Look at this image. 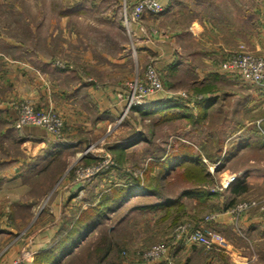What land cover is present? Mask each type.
I'll use <instances>...</instances> for the list:
<instances>
[{"label":"crops","instance_id":"1","mask_svg":"<svg viewBox=\"0 0 264 264\" xmlns=\"http://www.w3.org/2000/svg\"><path fill=\"white\" fill-rule=\"evenodd\" d=\"M51 1L47 4V0L43 2L42 0L39 2L12 0L7 5L2 4L5 3L4 1L0 2V8L2 6L3 11L11 15L7 21L0 23V51L3 52L0 58L1 191L12 182L22 180L31 173L40 176L38 172L46 165L49 155L58 150L85 143L83 137L72 138L77 129L87 131L108 125L113 119H117L124 108V102L126 103L119 97L122 91L121 83L103 80L100 84H95L92 79L87 80L80 75L79 71H72L50 60V55L46 53V50L33 55L28 47L29 39L19 34L16 35L17 32L11 29V26H23L22 30L27 29V31L31 30L39 34V41L47 43L56 39L57 34L62 35L59 48H68L67 41L83 43L85 38L79 36L73 28L81 19L80 8L89 9L88 0L87 2L86 0ZM158 1L163 5L160 12H146L141 19L130 23L133 36L138 42L133 49L135 57L132 60L136 65L139 58L150 57L152 61L155 60L160 70L172 74L181 71L182 68L187 71L186 66L187 68L200 66L192 63V60L193 62L198 60L201 66H204H200L202 69L196 71L203 70L202 72L216 77L220 75L227 80L230 76L232 82L230 91L220 94L217 91L215 94L206 93L203 98L204 105L211 103L209 113L214 115L215 112L214 121L217 123V130L222 133L226 132L217 135L219 139H222L219 153L214 158L219 166L217 167L220 171L219 175L226 178L231 171L237 176L231 184L223 187L222 193L210 190L208 196H203L197 193L194 188L197 186L190 184H184L177 189L175 186L177 176L172 174L173 177L169 176L163 182L164 198L151 195L154 198L150 204L152 206H146L150 210L147 216L151 220L145 223H152L154 231L161 232V234H164L165 225L173 224V220H189L192 224L202 223L208 233L213 230L222 232L228 239V245L225 249L217 246L207 247L200 243H183L170 237L166 256L155 262L145 263L128 255L125 259L121 258L119 262L109 260L106 257L113 251V244L108 254L101 258V262L102 264H255L257 255L261 256L255 249L256 240L264 241V218L252 210L235 222L230 213V207L245 196L247 199L256 196V193H264V85L252 81L247 82L240 77L239 73L221 71L217 69V66L240 42H245L254 52L264 55V0ZM22 2L28 4L26 9L42 10V18L45 16L47 18L43 21L42 19L35 20L32 13L19 14L22 12ZM119 5L121 6V1ZM120 8L122 9V6ZM240 9H245L246 12L245 10L240 12ZM54 10L55 13H50L54 16L48 17L50 16L48 11ZM54 26L58 28L53 29ZM123 47L124 53L120 54L113 65H126L129 62V54L126 52L127 45L123 44ZM86 50L81 47L77 48L78 55L93 58L90 54L91 50L89 48ZM82 51L86 53L81 55ZM33 56L37 64L32 61ZM236 87H241L244 91ZM220 88L222 89V86ZM162 94L160 92L155 95L154 101L148 105L140 106L142 110L152 105L153 111L162 113L170 99L174 101L181 99L175 96L166 98ZM211 94H214V97H210ZM229 95H237L239 99L232 101L227 111L224 112L223 108ZM22 99L32 101L38 108L53 109L61 113L65 118V133L62 139H57L39 125L27 124L17 127L16 121L19 114L12 102ZM184 101L188 107L194 105L187 100ZM201 104L196 105L202 107L203 110L204 106ZM260 109L263 111L261 114L257 112ZM205 111L209 120L213 118L208 114L207 109ZM252 114L256 116L253 117ZM246 115L251 116L250 119H245ZM230 121L233 124L232 127L224 129ZM130 136L116 141L114 150L122 152L124 143ZM259 157L263 159H258ZM223 163L224 165H220ZM234 165L243 166L234 168ZM125 166L120 165V170H122L120 171L122 176L120 184L128 180L125 177L127 173ZM208 173L210 174L209 171ZM111 174L112 171L108 170L101 175L103 178L101 180L111 182L113 178ZM70 183L71 181L68 184ZM117 184L119 183H115ZM71 185L75 187L74 183ZM115 185L110 184L107 188L99 190L100 195L104 196ZM99 186L97 181L91 182L87 185V194L93 192L94 197ZM73 187L70 186L69 190L72 191ZM69 190H62L55 195L49 205L50 208L42 212L41 222L38 221L32 235L11 239L8 251L0 259V264H13L23 254V264H36L31 259L33 255H39L41 251L51 249L60 236L69 231L70 222L72 223L83 211L89 209L81 204L87 203V195L83 198L82 190L79 194L76 193L79 190L74 193ZM83 190L87 191L86 188ZM7 196L10 197L8 194ZM14 200L11 199V201ZM32 201L40 203L42 199ZM99 202L101 198L94 197L89 204L95 206ZM127 204L126 201L120 208H125ZM78 206L84 210L80 211L77 209ZM8 212L6 214L8 217L12 216L11 213H15L14 210ZM205 212L214 214L215 219L206 222L203 217ZM107 216L110 217L111 214ZM46 217L52 219L50 225L46 220L43 223L42 220ZM136 217L140 218L138 214ZM67 218H70V221L66 220L69 222L65 221ZM141 229L145 230L147 227L143 226ZM94 230L59 264H67L70 256L76 254L86 244V240L90 238L92 232H95ZM1 232L4 234L0 237L3 240L14 235L13 227L8 224L2 226ZM25 252H27L26 257ZM27 255H31L30 258Z\"/></svg>","mask_w":264,"mask_h":264},{"label":"rangeland","instance_id":"2","mask_svg":"<svg viewBox=\"0 0 264 264\" xmlns=\"http://www.w3.org/2000/svg\"><path fill=\"white\" fill-rule=\"evenodd\" d=\"M2 1L5 2L2 4L7 5L12 0H0V2ZM47 1V4H50L51 0ZM120 1L121 0H88L89 9L85 7L80 8L81 12L79 15L81 16V19L73 28L76 29L79 36L84 37L85 40L83 43L67 41L66 44L68 48L58 47L60 39L63 38L62 35L57 34L56 39L58 38V40L54 38L52 42L47 43L45 41H39V34H35L31 30L27 31V29L25 31L22 30L24 28L23 26H11V29L17 32L15 33L16 35L19 34L21 37L23 36L29 39L28 47L32 50L33 55H36L37 52L40 53V51L46 50V53H49L50 55V60L62 67H67L72 71H79L81 73L80 75H83L87 80L92 79L95 84H100L103 80L121 83V92H123L124 95L129 94L132 90L129 88L130 85L128 83L135 80L145 79L147 68L149 66H154L157 68L162 82L163 97H180L192 104L194 103L195 105L192 107L178 105L168 106L164 108L163 111H172L170 113L173 114L184 113L191 115L192 117L182 116L172 119H164V114L153 111V108L151 107L152 105H149V108L142 110V107L140 106L144 104L148 105L150 102L154 101V96L157 94L149 97L147 101L142 104L131 105L128 110H126L128 98L126 100V98L123 99V97L119 96L121 97L120 99L125 100L126 103L124 102V108L117 119H113L106 126L95 127L91 130L85 131L84 129H77L72 138L75 139L74 137H83V139H85V143L58 150L54 154L49 155L46 165H44L42 170L38 172L40 176H36L35 173H31L22 180L12 182L5 188V190H0V237H3L2 235H4L3 232H1V228L2 226L4 227L5 224L10 225V227H13L14 229V235L9 236V239L3 240V238H0V259L8 251L7 248L12 238L18 239L23 236L28 237L35 232L37 224L41 222L40 217L42 212L50 208L49 205L57 193H60L65 189L69 190L70 186L73 187L71 184L74 183V186L78 188L76 189L73 187V190L69 191L74 193L79 190L76 192L79 194L80 190H82L81 193H84L83 198L87 195V203L81 204H84V206L89 208V203L94 197L97 199L101 198L102 200L103 196L100 195L101 192L99 190H103L104 187L107 188L110 184L115 185V183H119L117 185H120V181L122 179L120 174V171H122L120 170V165H126L125 168L127 169V173L125 177L127 179H129V176L131 177V175L134 174L140 175L141 177H144V179L146 178V183L151 182L150 179L152 177L153 183L157 184L156 177L158 170L156 167L152 170V167L160 164L161 158L165 155L164 153L172 151L182 152V150L185 149L193 155L199 156V160L202 165H204L207 171L210 172V179L208 180V183H202L200 182L199 174L197 172L198 169L185 168L182 172L176 175V188L179 189L178 187L183 186L184 184H190L192 186H202L218 193L223 192L222 189L224 188L222 187V183L226 178L225 176L219 175L220 171H217V167L219 166L213 169V165H218L214 160L219 153L222 141V139H219L218 136L225 134L226 132L222 133L220 130H217V123L214 121L215 112L214 115H212L208 111L211 108V103L204 106V108L207 109L208 114L213 116L210 120L207 115H203L205 112H203L202 108L197 105L200 101L204 100L203 97L206 93L215 94L217 91L220 94L225 93L228 90L230 91L232 89V87H230L232 84L230 76L228 77L229 80H227L224 77H220V75L216 77L215 75L202 72L203 70L196 71L198 69H202L201 67L204 66H201V62L198 60L195 62L192 60V63H194L195 66L196 64H199L201 67L196 66V68H187L186 66L185 69H187V71L182 68L181 71L174 72L173 74L160 70L154 62L155 60L152 61L150 57H146L144 59L139 58L137 64L135 65L133 62L134 60H132L135 57L133 56V49L138 42L135 36H133L129 20L126 19L124 9L120 8L122 6L119 5ZM36 2H39V0H36ZM27 5V3H21L22 12H19V14L22 13L28 15L32 13L36 18L35 20L42 19L43 21L44 18H47L46 16L42 18V10L26 9ZM242 10L245 9H240V12H242ZM48 12L49 14H53L56 11L54 10ZM244 12H246V10ZM10 16L11 15L7 12L3 11L1 6L0 23L7 21V18ZM51 16L54 15H48V17ZM55 28L58 27L54 26L53 29ZM123 44L127 45L126 52L129 54V62H127L126 65H113V62L118 60L120 54L124 53ZM241 46H243L246 51H250L256 56H264L254 52L253 49H251V47H249L245 42H240L233 51H231L219 62L217 69L221 71L225 70L223 68L225 61ZM80 47L83 48V50L89 48L91 50L90 54H92L93 58L79 56L77 48L80 49ZM86 52L82 51L81 55ZM2 55L3 52L0 51V58ZM35 60L36 59L33 56L32 61L37 64V60ZM240 77L247 82L250 81L241 74ZM221 86L222 89L220 88ZM236 88L242 90L241 87ZM214 94H211L210 97H214ZM242 94L243 93H241V95ZM226 99L227 105L225 104L223 108L224 112L229 108V104L232 103V101L239 99V97L237 95H229V98ZM20 102H29L37 107L32 101L27 99L14 100L12 104L17 111V105ZM138 107H140V109H136ZM49 111L55 113L62 119V134L64 136V116L53 109ZM257 112L259 114L263 113L262 109L257 110ZM252 116L254 117L256 115L252 114ZM250 117L251 116L246 115L245 119H250ZM232 125L233 124L230 121L226 124L224 129L231 128ZM128 135L131 136L124 143L125 146L123 151L114 150V143ZM258 159H263V157H259ZM187 161H189V163H195V160L193 159L186 160V158L181 157L176 160L175 164L187 165ZM220 165H224V163ZM93 166L95 168H99V170L88 177H83V173ZM239 166L243 165H234L233 167L238 168ZM108 170L112 171L111 177L113 178L111 182H104V180H101L103 179L101 175L106 173ZM232 173L233 172L230 171L228 175H231ZM70 181L71 183L68 184ZM93 181H97V183L100 184L98 192H96L97 194H95L94 197L93 192H89V194H87L88 187H90H87V185ZM66 184L68 185L65 186ZM79 187L81 188L79 189ZM84 188H86L87 191L84 192ZM7 194L10 197H8ZM256 194V196H252L247 199L245 196L235 202L249 201L256 203L254 206L244 210L243 215L254 210L258 212L262 218H264V193L260 192ZM143 195L145 196H129L127 199L128 204L125 208L121 209L119 207L118 209L110 212V217L105 216L103 222L95 228V232H92L93 234L91 233L90 238L86 240V244L78 252H76V254L70 256V261H68L67 264H102V252L101 250L99 251V248L103 244V240H105V238H110L114 244H112L114 246L113 251L106 257L109 260L119 262L121 258L125 259L128 255L136 257L140 262L149 263L148 261L143 260V251H146L158 244L168 246L170 237L173 238L175 224L182 221L192 223V221L189 220H173V224H166L163 228L164 234H161V232H155L152 228V223H145L151 220L147 216L148 211L150 210L145 205H150L151 202L154 201V198H152L148 192ZM39 198L42 199L40 203L32 201ZM11 199L15 200L11 201ZM77 209H80V207L78 206ZM11 210H14L15 213H11L12 216H6V214L9 213L8 211ZM81 210L84 209H80V211ZM137 214L140 218L136 217ZM210 214V212H205L203 214L204 219H206ZM166 218L167 215L165 216V219ZM45 220L49 225L52 223V219L50 217L44 218L42 220L43 223ZM66 220L70 221V218L65 219V221ZM143 226H146L147 229H141ZM205 232L209 235L214 232L220 233L228 242L226 236L220 231L213 230L211 233H208L207 231ZM256 241L257 244L255 249L257 254H261V256L257 255L259 259L257 257L255 264H264V241ZM26 253L27 252H25V257ZM23 256L24 254L17 258L21 260L20 264H23ZM30 256L31 255H27L29 258ZM37 257L38 254H35L31 259L35 262Z\"/></svg>","mask_w":264,"mask_h":264},{"label":"built area","instance_id":"3","mask_svg":"<svg viewBox=\"0 0 264 264\" xmlns=\"http://www.w3.org/2000/svg\"><path fill=\"white\" fill-rule=\"evenodd\" d=\"M122 8L125 11L126 19L129 23L138 21L146 12H160L163 5L158 0H121ZM130 14V15H128ZM223 68L227 71H236L250 81L264 85V56H256L250 51H246L243 46L239 47L232 55L225 61ZM132 90L129 94L119 93L123 99L128 98L126 105L128 110L131 105L142 104L147 99L155 94L163 91L162 82L159 72L156 67L149 66L146 70L145 79L135 80L128 83ZM19 119L16 121L17 127L23 125L33 124L44 127L47 131L52 133L56 138H62L63 121L55 113L38 109L32 103L20 102L17 105ZM218 165H213L215 169ZM99 168L94 166L83 173V177H88L97 172ZM236 174L228 175L222 183V187H227L236 179ZM254 202H238L230 207V213L235 221H239L243 215L244 210L254 206ZM215 219L214 214H210L205 221ZM173 238L176 241L183 243H200L207 247H227L228 242L222 234L214 232L207 234L203 224H192L188 221H182L174 226ZM168 246L163 244L155 245L154 247L143 251L142 257L144 261L155 262L164 258L167 254ZM21 260L16 259L13 264H20Z\"/></svg>","mask_w":264,"mask_h":264},{"label":"trees","instance_id":"4","mask_svg":"<svg viewBox=\"0 0 264 264\" xmlns=\"http://www.w3.org/2000/svg\"><path fill=\"white\" fill-rule=\"evenodd\" d=\"M204 102L205 100H202L200 101V104L202 103L201 105L206 106L204 105ZM177 105L186 106L185 101L182 98L179 101H174L170 99L166 103V107L177 106ZM205 110L206 108L203 109V112H205L203 113V115L206 116L207 112ZM170 112L172 111L162 110V113L164 114L163 115L164 119H168V118L172 119L182 116L192 117L191 115L184 113L173 114ZM164 154L165 155L161 158L160 164L152 167V170L155 167L158 170L156 177L157 184L153 183L152 177L150 179L151 182L146 183L145 180L146 178L144 179V177H141L140 175L132 174L131 177L129 176L130 178L126 182L117 186L115 185L110 192L104 194L101 202L95 204V206L94 205L90 206L88 210L83 211L77 219H75L72 223H70L69 231L63 234L62 236H60L58 241H56V243L51 247V249L49 250L47 249L46 251H41L38 257L36 258L35 263L59 264V262L65 256L69 255L74 248H76L78 245L82 243V241L88 236V234L92 230H94L103 222L106 215H108L110 212L114 211L115 209L121 207L127 201L129 196L143 195L148 192L150 195L163 197V195L165 194V192L163 191L164 188L163 182L169 176H172V174L177 175L180 172H182L185 168H195L196 170L198 169L197 172L199 174L200 182L208 183V180L210 179V174L208 173L206 167L202 165L198 155H193L191 152H188L185 149L182 150V152L172 151ZM181 157L186 158V160L193 159L195 160V163H189V161H187V165H176L175 164L176 160ZM217 171H219V169ZM194 188L197 190V193H200L203 196H208L210 194V190L202 186H197ZM148 205L146 204L145 206ZM112 244L113 242L110 238H105V240H103V244L99 248V251L101 250L102 252L101 253L102 257L105 256V254H108L109 250L112 248Z\"/></svg>","mask_w":264,"mask_h":264}]
</instances>
